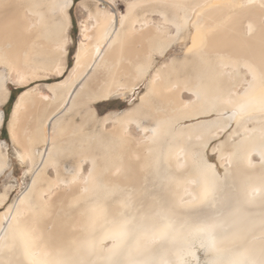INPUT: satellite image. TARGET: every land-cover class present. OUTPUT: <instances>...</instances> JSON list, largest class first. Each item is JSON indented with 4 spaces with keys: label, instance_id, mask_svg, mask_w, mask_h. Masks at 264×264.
<instances>
[{
    "label": "bare ground",
    "instance_id": "bare-ground-1",
    "mask_svg": "<svg viewBox=\"0 0 264 264\" xmlns=\"http://www.w3.org/2000/svg\"><path fill=\"white\" fill-rule=\"evenodd\" d=\"M103 1L78 3L69 75L14 102L30 183L0 212V264H188L198 248L201 264H264V0H124L122 12ZM73 6L0 0V105L8 83L66 71ZM151 72L136 106L97 116L93 104L132 94ZM201 115L214 118L183 124ZM227 130L213 147L220 175L206 151Z\"/></svg>",
    "mask_w": 264,
    "mask_h": 264
},
{
    "label": "rangeland",
    "instance_id": "rangeland-1",
    "mask_svg": "<svg viewBox=\"0 0 264 264\" xmlns=\"http://www.w3.org/2000/svg\"><path fill=\"white\" fill-rule=\"evenodd\" d=\"M96 5V4H95ZM78 7V6H77ZM98 7H106L109 8V5L106 3H102V5H99ZM76 10V6L74 8ZM73 9V10H74ZM116 12H122L125 9V5L124 3L121 2H117L116 6L114 7ZM71 12V10H70ZM71 16V15H70ZM82 21H85V14H84V18L81 17L79 19V23ZM81 23H80V27H81ZM80 33V32H79ZM72 41L76 47V45L78 44V40H79V35L77 34H73L72 35ZM181 55V51L179 52L177 49H173L171 51H169L166 56H164L163 58L158 59V65L162 64L164 61L166 62V60H168L169 58L172 57H178ZM73 60H74V56H73ZM74 63V61H73ZM68 72H70L69 70H66ZM65 71V72H66ZM39 73L35 76H30L29 81L24 85V86H19L17 84H11L8 83V88L9 90L12 92L15 88L16 89H29V88H36L38 89L40 92H42L43 94H49V91L47 89V85H51V84H55L58 83L60 81H62L63 79H65L66 76H68L65 72L63 73V75L61 76H57L56 74L52 73V72H47V71H38ZM30 74V72H29ZM151 73H149V75H147V77L143 80V82L138 86V88L136 90H134V92L130 95H127L124 98H112L111 100L107 101V102H102V103H95L92 105V107L96 108L97 112H98V117L102 118L103 116H105L108 113H119L123 110H127L130 108H133L134 106H136L139 102H140V98L142 97V95L146 92V86L148 81L151 78ZM6 105V104H5ZM5 105H0V110H2L4 112V118H5V112H7ZM14 105L10 108V114L6 123V127H5V136L1 135V129H0V142L3 141L6 143V149L1 147V152L2 153H6V157L8 158L9 161V166L4 168L2 171H0V196L5 195L6 199L4 201V203L0 206V212L3 211L6 206L8 204H10L13 200H15L16 198H18L24 191L25 189L28 187L29 183H30V177L27 176L25 174V170H26V165L24 162H21L16 156H15V152L18 149V146L16 144H14L13 142V131L16 130V128H18L19 123H20V119L18 117L17 122L15 121L13 126L10 127L9 123L12 119V111H13ZM84 111L82 110L79 115L81 114V116H79L78 114H76V116L71 118V128H74L76 126H78V124H82L83 122V113ZM214 118L213 115H208V116H198V117H194V118H189V119H185L183 124L188 125V124H192V123H197V122H202V121H210ZM82 119V120H80ZM75 123V124H74ZM90 124V123H89ZM85 125L84 129L85 132L88 131L89 134L91 133H95V131H97L96 129L100 127L95 126V125H91L90 126ZM76 125V126H75ZM116 124H114L113 122L107 123L104 127L105 130H113L114 128H116L115 126ZM94 126V129L93 127ZM96 127V128H95ZM89 129V130H88ZM228 131V130H227ZM224 131L223 134L221 133L218 136H215L213 138H210L211 136H213V134H211L210 136H208L210 138V142H209V149L206 151L207 157L208 159L212 162L215 163L218 173L220 175H222L225 171V167L224 164L222 163V159L219 158V154H218V150L214 149L213 147L217 146L220 142L225 141L228 133H230V131ZM214 133V132H212ZM66 137L68 134H65ZM64 135V136H65ZM86 135V134H85ZM63 136V137H64ZM70 136V135H68ZM3 149V150H2ZM7 152H5V151ZM62 165H64V167H66V169L68 170V173L66 172V176L68 174L72 175L73 171L75 169V160L72 158H66L64 160H62ZM222 161V162H221ZM86 170V165L83 167L82 173H84ZM204 257V253L201 250V248H198L197 250V257L194 259H190L188 260V264H201L202 262H204L205 260Z\"/></svg>",
    "mask_w": 264,
    "mask_h": 264
},
{
    "label": "crops",
    "instance_id": "crops-1",
    "mask_svg": "<svg viewBox=\"0 0 264 264\" xmlns=\"http://www.w3.org/2000/svg\"><path fill=\"white\" fill-rule=\"evenodd\" d=\"M81 1H85V0H77V2L74 4V6L72 7V9H70L71 10V12H70V15H71V28H70V31H69V35H70V37H72V35L75 33L76 35L78 34L79 35V32H80V23H79V19L81 18V17H83L84 18V13L85 12H83V11H81V10H78L79 8L77 7L78 6V3L79 2H81ZM89 1V0H88ZM96 1V2H95ZM100 1V2H99ZM117 2H121V3H123V1L124 0H116ZM98 2V3H97ZM104 1L103 0H90V2H89V5H90V8L91 9H94L96 6H99V5H102V3H103ZM105 3V2H104ZM96 4V5H95ZM75 6H76V10L74 9L75 8ZM74 9V10H73ZM71 40H72V38H71ZM76 48H77V45H76V47H75V45H74V43H73V41L71 42V44L69 45V47H68V54H67V58H66V66H67V69L66 70H69L71 67H72V65L74 64L73 63V56L75 55V52H76ZM70 50L73 52V55H72V65H71V67H69V53H70ZM67 75H68V72L66 71L65 72ZM67 77V76H66ZM65 77V78H66ZM64 80V79H63ZM16 88L13 90V92L15 93V95H16V98L18 97V95L20 94V93H18V92H16ZM14 105V104H13ZM94 109L96 110V108H95V106H94ZM96 113H97V116H99L98 115V112H97V110H96Z\"/></svg>",
    "mask_w": 264,
    "mask_h": 264
},
{
    "label": "trees",
    "instance_id": "trees-1",
    "mask_svg": "<svg viewBox=\"0 0 264 264\" xmlns=\"http://www.w3.org/2000/svg\"><path fill=\"white\" fill-rule=\"evenodd\" d=\"M73 1H74V4L77 2V0H73ZM72 55H73V52L70 50V53H69V67H71V65H72V59H71ZM22 91H23V89H17L16 90V92H18V93H21ZM15 100H16V95L12 91L11 95L9 97V100H8V102L5 105V108H6L7 112H5L4 124H3V127L1 129V135L2 136H5V127H6V123H7L9 114H10V108L13 106Z\"/></svg>",
    "mask_w": 264,
    "mask_h": 264
}]
</instances>
